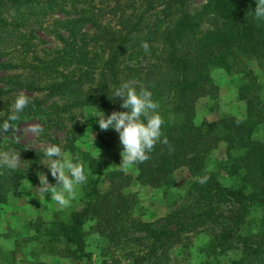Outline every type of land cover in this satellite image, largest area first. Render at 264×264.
<instances>
[{
	"label": "trees",
	"instance_id": "1",
	"mask_svg": "<svg viewBox=\"0 0 264 264\" xmlns=\"http://www.w3.org/2000/svg\"><path fill=\"white\" fill-rule=\"evenodd\" d=\"M190 1L0 0V124L22 92L30 103L12 126L39 118L43 128L63 129L65 148L85 166L78 206L42 229L49 242L67 245L59 252L74 264L91 261V252L84 251L89 222L102 239L95 264H168L171 252L181 251L184 240L198 233L209 237V256L227 257L224 264H264V139L254 136L264 122V20L254 17L255 0H205L197 8ZM37 32L58 46L39 47ZM211 67L240 76L243 117L195 120L196 100L216 94ZM123 82L152 93L164 120L161 141H168L157 142L146 162L132 166L135 180L165 195L175 169L183 167L191 176L184 196L151 221L133 215L134 198L122 191L123 171L106 170L101 154L75 147L80 132L66 124L73 109L85 106L105 115L125 111L121 98L112 99ZM220 142L224 160L218 167L237 180L236 186L224 185L206 168L208 154ZM14 147L28 167L50 179L42 154ZM25 177L26 171L0 167V215ZM256 209L258 216L251 218Z\"/></svg>",
	"mask_w": 264,
	"mask_h": 264
},
{
	"label": "rangeland",
	"instance_id": "2",
	"mask_svg": "<svg viewBox=\"0 0 264 264\" xmlns=\"http://www.w3.org/2000/svg\"><path fill=\"white\" fill-rule=\"evenodd\" d=\"M205 0H191L190 7L197 8ZM204 27V26H203ZM40 42L39 47L53 48L58 46L56 40L48 35L37 32ZM255 73L262 74V69L252 65ZM211 81L216 85V94L212 97L202 96L195 102V120L205 119L213 121L223 115L243 117L244 100L237 95V85L240 76L236 73H227L224 70L211 67L209 68ZM260 91V90H259ZM256 92V91H255ZM258 93V91H257ZM96 107L85 106L81 109H73L70 112L69 125H75L74 132L80 134L74 140V146L83 152L92 155L101 154L104 158L105 169H121L125 174V186L122 191L125 195H131L134 199L132 207L133 215L144 221L155 220L165 215L170 209L173 202L186 193L191 176L183 167L173 171V187L163 195L160 188L143 184L135 180V170L133 167L122 169L118 167L121 160H115L113 157H120L122 145L119 142L118 134L113 130L101 131L93 113ZM99 110L98 108H96ZM39 118H30L24 122L18 123L13 128L1 133V152H8L15 149L18 145L23 149L39 152L42 154V164L48 166V160L43 153V142L57 144L61 146L62 151L77 155L65 148V134L63 129L54 127L43 128ZM33 125H40L43 133L37 137L28 129ZM94 141H93V137ZM254 136L264 139V122L255 128ZM115 141V147L107 145ZM99 151H97V150ZM22 160L17 169L27 172V177L18 182L17 189L14 193L7 196L5 204L0 215V264H35L40 261L54 262L56 264H74L76 261L66 257L59 252L60 248L67 245L59 242H49L43 232L45 224L52 219H65L68 212L78 206L81 188L77 189L76 197L71 201L67 208H61L53 201L48 194L41 197L36 187H39L37 173H42L41 169L28 167L24 157L19 153ZM121 158V157H120ZM79 160L82 162L81 158ZM224 160V144L220 142L207 156L206 168L216 174L219 180L226 186H236L237 180L228 177L219 169L218 164ZM47 168V167H46ZM124 176V175H123ZM49 183L55 184V180L50 175ZM31 185H29V184ZM251 218L258 216V210H252L249 213ZM92 222L86 223L84 251L91 252V261L87 264H93L97 258L101 240L93 227ZM209 237L205 233L191 234L181 251L171 252V261L168 264H197L205 258L210 259V264H224L227 257L221 253H216L211 257L212 251L208 244ZM234 246V243H232ZM228 249L227 252H229ZM80 264L84 258L80 259ZM95 264V263H94Z\"/></svg>",
	"mask_w": 264,
	"mask_h": 264
},
{
	"label": "clouds",
	"instance_id": "3",
	"mask_svg": "<svg viewBox=\"0 0 264 264\" xmlns=\"http://www.w3.org/2000/svg\"><path fill=\"white\" fill-rule=\"evenodd\" d=\"M255 3L253 12L255 19L264 20V0H255ZM141 47L146 53L149 52L150 46L147 42L142 41ZM114 98L122 99L120 107L125 111H112L111 114L105 115L103 111L95 108L93 117L96 118L101 131L113 129L118 134L122 145L121 163L118 167L127 169L146 162L157 142L168 144V141L166 137L161 141L164 120L158 112L159 104L152 99L149 90L141 87L137 91L130 83L123 82L114 88L112 99ZM29 103V98L22 92L15 97L12 110L7 119L0 124V133L13 128L11 122L19 119V113L23 112ZM28 131L39 137L43 133V128L40 125H33ZM42 150L48 160L47 169L56 183H49L43 173H37L39 187L35 189L41 197L48 194L61 208H67L75 199L78 187L87 182L85 166L78 156L73 157L63 152L61 146L57 144L43 142ZM21 161L19 153L14 150L0 152V167L15 170Z\"/></svg>",
	"mask_w": 264,
	"mask_h": 264
}]
</instances>
